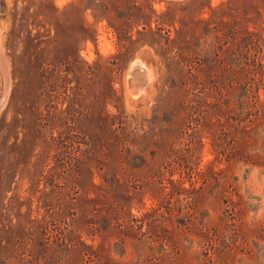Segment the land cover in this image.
Segmentation results:
<instances>
[{"label": "rangeland", "instance_id": "obj_1", "mask_svg": "<svg viewBox=\"0 0 264 264\" xmlns=\"http://www.w3.org/2000/svg\"><path fill=\"white\" fill-rule=\"evenodd\" d=\"M0 27V264H264V0H0Z\"/></svg>", "mask_w": 264, "mask_h": 264}, {"label": "water", "instance_id": "obj_2", "mask_svg": "<svg viewBox=\"0 0 264 264\" xmlns=\"http://www.w3.org/2000/svg\"><path fill=\"white\" fill-rule=\"evenodd\" d=\"M3 51H1V48H0V69H1V72L4 76V79H5V88H4V95H3V98L0 102V107L2 106L3 104V101L5 100V97L7 96L8 94V89H9V84H8V70H7V62H6V57L3 56ZM135 92V91H134Z\"/></svg>", "mask_w": 264, "mask_h": 264}, {"label": "bare ground", "instance_id": "obj_3", "mask_svg": "<svg viewBox=\"0 0 264 264\" xmlns=\"http://www.w3.org/2000/svg\"><path fill=\"white\" fill-rule=\"evenodd\" d=\"M0 28H1V27H0ZM1 33H2V31H1V29H0V48H1V51H3V49H2L3 39H2V36H1L2 34H1ZM2 53H3V56H5V55H4V52H2ZM8 64H9V63H8Z\"/></svg>", "mask_w": 264, "mask_h": 264}]
</instances>
